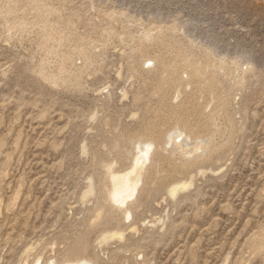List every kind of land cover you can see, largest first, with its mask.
Segmentation results:
<instances>
[{"label":"rangeland","instance_id":"rangeland-1","mask_svg":"<svg viewBox=\"0 0 264 264\" xmlns=\"http://www.w3.org/2000/svg\"><path fill=\"white\" fill-rule=\"evenodd\" d=\"M37 258L264 264V0H0V264Z\"/></svg>","mask_w":264,"mask_h":264},{"label":"bare ground","instance_id":"bare-ground-1","mask_svg":"<svg viewBox=\"0 0 264 264\" xmlns=\"http://www.w3.org/2000/svg\"><path fill=\"white\" fill-rule=\"evenodd\" d=\"M177 94V93H176ZM180 94V93H179ZM178 95V94H177ZM187 135L181 128H173L166 136V144L172 146L173 150L185 151L187 154H192L195 151H204L205 147L204 141L196 139L189 145H193V148L187 151L184 149L187 146L186 140ZM188 145V146H189ZM133 156L131 158L130 165L121 171H114L112 165L107 166L106 174L108 177V192L107 199L117 209L124 210V218L128 219L130 217V212L125 208V206L136 196L143 178V172L145 166L149 162L153 144L146 141H137L134 143ZM132 154V153H131ZM176 188L171 189V194H175ZM98 216V214H97ZM96 216V217H97ZM95 219V218H94ZM99 219V218H98ZM74 256V255H72ZM71 257V256H67ZM66 258V257H65ZM64 259V258H63ZM41 258L35 259L33 264H40ZM45 264H92L91 262L81 259V260H65L62 262H56L54 259L50 258Z\"/></svg>","mask_w":264,"mask_h":264},{"label":"water","instance_id":"water-1","mask_svg":"<svg viewBox=\"0 0 264 264\" xmlns=\"http://www.w3.org/2000/svg\"><path fill=\"white\" fill-rule=\"evenodd\" d=\"M117 150V149H116ZM108 154H110V152L108 153ZM115 163V165H116V162H114Z\"/></svg>","mask_w":264,"mask_h":264}]
</instances>
